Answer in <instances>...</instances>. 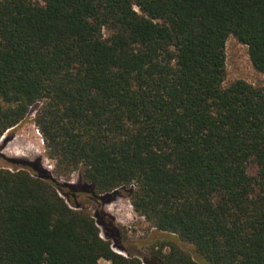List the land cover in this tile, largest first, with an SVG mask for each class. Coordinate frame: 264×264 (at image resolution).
Listing matches in <instances>:
<instances>
[{
	"label": "trees",
	"instance_id": "trees-1",
	"mask_svg": "<svg viewBox=\"0 0 264 264\" xmlns=\"http://www.w3.org/2000/svg\"><path fill=\"white\" fill-rule=\"evenodd\" d=\"M231 35L264 73V0H0V138L38 105L56 174L153 229L135 253L6 159L0 264H264V86L225 84Z\"/></svg>",
	"mask_w": 264,
	"mask_h": 264
},
{
	"label": "rangeland",
	"instance_id": "rangeland-1",
	"mask_svg": "<svg viewBox=\"0 0 264 264\" xmlns=\"http://www.w3.org/2000/svg\"><path fill=\"white\" fill-rule=\"evenodd\" d=\"M226 55V85L235 80L243 79L254 86H264V73L253 67L248 46L233 35L227 40ZM37 110L38 105H35L18 125L8 129L1 136L0 166L7 165L6 159H14L22 164L29 163L30 166L28 167L31 170L38 174L48 173L58 186L66 184L67 186L64 188L70 194L68 196L61 193V195L70 204L87 205L93 213L97 207L99 212L106 215L104 220L107 227L115 228L119 232V237L131 251L143 255V252L147 251L146 242L153 229L143 217L134 211L127 191L119 189L101 196L95 194V197L101 201L96 205L90 199L93 192H90L89 184L81 177L80 170H75L66 176H58L55 172L56 163L49 158L43 136L35 122ZM251 170L252 173L255 172L254 168ZM100 228L102 229V236L105 237V233H103L105 225H100ZM119 252L124 253L123 251ZM101 264H109V262L102 259Z\"/></svg>",
	"mask_w": 264,
	"mask_h": 264
},
{
	"label": "water",
	"instance_id": "water-1",
	"mask_svg": "<svg viewBox=\"0 0 264 264\" xmlns=\"http://www.w3.org/2000/svg\"><path fill=\"white\" fill-rule=\"evenodd\" d=\"M120 253H122V252H120Z\"/></svg>",
	"mask_w": 264,
	"mask_h": 264
}]
</instances>
